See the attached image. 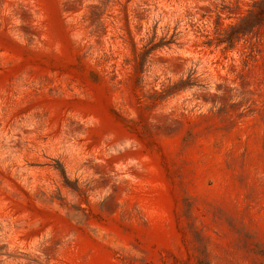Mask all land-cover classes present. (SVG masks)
Here are the masks:
<instances>
[{"label":"rangeland","instance_id":"rangeland-1","mask_svg":"<svg viewBox=\"0 0 264 264\" xmlns=\"http://www.w3.org/2000/svg\"><path fill=\"white\" fill-rule=\"evenodd\" d=\"M0 264H264V0H0Z\"/></svg>","mask_w":264,"mask_h":264}]
</instances>
